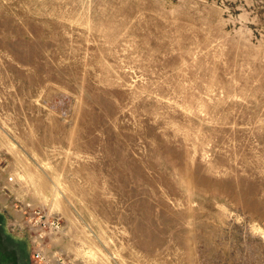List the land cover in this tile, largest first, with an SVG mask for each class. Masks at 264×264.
Here are the masks:
<instances>
[{"label": "rangeland", "instance_id": "rangeland-1", "mask_svg": "<svg viewBox=\"0 0 264 264\" xmlns=\"http://www.w3.org/2000/svg\"><path fill=\"white\" fill-rule=\"evenodd\" d=\"M0 264H264V0H0Z\"/></svg>", "mask_w": 264, "mask_h": 264}, {"label": "built area", "instance_id": "built-area-1", "mask_svg": "<svg viewBox=\"0 0 264 264\" xmlns=\"http://www.w3.org/2000/svg\"><path fill=\"white\" fill-rule=\"evenodd\" d=\"M60 224L61 223H60L58 217L45 218L44 220H41L40 222H38V221L31 222L30 221V225L32 227L39 229V232L35 233L38 244H36V246L34 248V251H33V254H35L34 256L39 257V258H43L44 252H43L41 246L39 245V242L41 241L43 234H45V231L43 229H45V228L48 230L58 229L60 227Z\"/></svg>", "mask_w": 264, "mask_h": 264}]
</instances>
